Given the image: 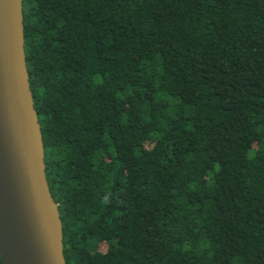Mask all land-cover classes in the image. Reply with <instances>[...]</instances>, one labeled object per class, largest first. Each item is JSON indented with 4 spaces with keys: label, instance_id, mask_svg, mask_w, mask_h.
I'll use <instances>...</instances> for the list:
<instances>
[{
    "label": "trees",
    "instance_id": "obj_1",
    "mask_svg": "<svg viewBox=\"0 0 264 264\" xmlns=\"http://www.w3.org/2000/svg\"><path fill=\"white\" fill-rule=\"evenodd\" d=\"M23 4L67 264H264V0Z\"/></svg>",
    "mask_w": 264,
    "mask_h": 264
},
{
    "label": "water",
    "instance_id": "obj_2",
    "mask_svg": "<svg viewBox=\"0 0 264 264\" xmlns=\"http://www.w3.org/2000/svg\"><path fill=\"white\" fill-rule=\"evenodd\" d=\"M0 255L3 264H67L27 66L23 0H0Z\"/></svg>",
    "mask_w": 264,
    "mask_h": 264
}]
</instances>
